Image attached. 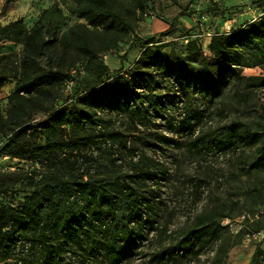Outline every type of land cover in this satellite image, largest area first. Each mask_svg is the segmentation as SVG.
<instances>
[{"label":"trees","instance_id":"trees-1","mask_svg":"<svg viewBox=\"0 0 264 264\" xmlns=\"http://www.w3.org/2000/svg\"><path fill=\"white\" fill-rule=\"evenodd\" d=\"M152 1L78 0L77 15L86 23L72 26L62 37L54 28L29 30L22 20L2 28V40L22 45L24 56L10 97L14 102L10 113L13 123L1 152L31 161L39 169L29 179L30 192L18 208L0 202V263L73 264L77 260L78 264H123L130 260L140 247L151 243L152 233L163 237L155 224L167 206L164 209L158 192L170 169L148 153L150 134L105 130L101 113L118 116L127 112L132 119L136 115L139 119L147 111L144 102L150 103L154 93L173 91L187 107L191 93L213 103L236 84V96L247 103L252 92L249 87L245 88L248 91L240 90L239 85L255 81L257 87H264V76L243 75L248 67L264 70V0L252 3L261 11L258 19L211 36L208 48L212 60L198 55L200 47L193 40L187 42L190 55L180 58L161 50L160 46L166 45L162 37L137 38L143 48L133 67L127 74L109 76L105 84L103 78L112 72L100 55L110 52L132 28L126 13L148 17L151 10L147 7ZM202 17L198 23L205 27ZM189 36L191 31L186 30L185 37ZM80 61L88 63L93 82L77 80L74 67ZM70 83L74 100L57 109L44 106L60 98L59 89ZM38 109L46 116L40 121L36 119ZM187 110L194 116L179 123L178 127L182 125L185 130H176L177 126L168 121V131L174 136L187 133L190 140L185 143L186 150L201 153L209 143L206 134L192 136L203 111ZM0 132L5 129L0 127ZM238 135L239 126L234 123L220 143L233 146ZM246 139L254 144L262 140L264 145L263 135L257 132ZM258 165L264 166V154ZM228 217L222 208L200 213L174 245L152 250L149 261L164 264L180 256L198 257L206 242H211L216 245L211 264H223L229 245L222 240V231L227 228L222 221ZM26 240L31 241L27 248L31 255L19 258V262L13 254L17 244ZM68 255L69 263L65 261ZM30 257L35 258L33 263L27 262ZM250 264H264L261 246Z\"/></svg>","mask_w":264,"mask_h":264},{"label":"rangeland","instance_id":"rangeland-1","mask_svg":"<svg viewBox=\"0 0 264 264\" xmlns=\"http://www.w3.org/2000/svg\"><path fill=\"white\" fill-rule=\"evenodd\" d=\"M254 1L153 0L147 7L151 10L148 17H141L139 12L126 13L132 28L110 52L100 55V60L112 72L103 78L105 84L109 76L114 78L120 73L127 74L133 67L143 48L142 43L135 41L137 38L152 40L162 37L166 45L160 46L161 50L187 58L190 51L185 34L186 30H190L193 38L202 36L199 40L203 44L198 45V55L212 60L213 54L208 48L211 36L216 32L229 33L258 19L261 11L252 6ZM78 6V0H0V127L5 129L4 133L0 132V202L14 209L23 203L30 192L29 179L35 176L39 168L31 161L8 157L1 152L13 123L10 113L13 112L14 102L10 101V97L18 81L24 56L22 45L2 40V28L22 20L23 26L29 30L54 28L62 37L72 26L86 23L77 15ZM201 16L206 17L203 21L207 25L198 29L196 26ZM46 62L43 59L42 64ZM189 63L195 65L192 60ZM87 65L86 61H80L74 67L77 72L73 73L79 83L95 80ZM243 75L247 78L263 77L264 70L261 67H248ZM258 84L246 81L239 85L240 90L248 91L245 88L249 87L252 92L247 103L236 96V84L230 85L227 92L213 103L207 100L205 103L198 93H191L187 107L184 101L174 97L178 94L173 91L154 93V97L149 99L150 103L144 102L147 111L139 119L136 115L133 120L127 112H121L118 116L108 111L101 113L105 130H141L150 134L152 139L146 145L148 153L170 169L168 180L160 183L158 192L164 209L167 206L161 212L159 223L155 224L163 231V237L156 238V234L152 233L151 243L140 247L138 253L123 264H155L149 261L152 250L157 246L174 245L197 215L216 209L219 212L221 208L222 214L229 216L222 221V225L227 226L222 231V240L229 245L223 264H250L257 247L261 246L264 250V166L258 165V159L264 154V145L262 140L254 144L246 139L257 132L263 135L264 140V87H257ZM72 87L64 84L59 89L61 97L47 101L44 106L57 109L69 104L75 98L70 97ZM140 108L143 109V104ZM189 108L203 111L201 123L192 136L194 139L198 132L206 134L209 143L201 153L192 154L186 150L185 143L190 140V135L181 131L174 136L168 131V121L177 126L176 130H185L178 125L190 121L194 116L188 113ZM37 111V121L43 120L46 116L39 109ZM234 123L239 126L237 142L233 146L221 144L219 139L225 138ZM173 140L177 143H173ZM39 143H43V140H39ZM198 185L206 186L197 188ZM30 242L26 240L17 244L14 259L25 258L29 254L27 248ZM215 246L206 242L198 257L180 256L164 264H211ZM34 259L27 262L33 263ZM65 261L69 263L70 255L65 257ZM0 264H15V260ZM73 264H78L77 260Z\"/></svg>","mask_w":264,"mask_h":264},{"label":"built area","instance_id":"built-area-1","mask_svg":"<svg viewBox=\"0 0 264 264\" xmlns=\"http://www.w3.org/2000/svg\"><path fill=\"white\" fill-rule=\"evenodd\" d=\"M202 19H203V20H206V17L203 16ZM203 22H204V21H203ZM205 22H206V21H205ZM202 24H203V23H201V24L198 23V25H197L198 27H197V28H198V29H199V28L201 29V27L203 28L204 26H203ZM208 35H210V34H208ZM201 37H202V36H195V38H193V36H192V34H191V36L186 37L185 40H186V42H188L189 40H193V41H196V43H197L198 45H201V42H202V41L199 40V38H201ZM205 37H206V36H205ZM202 44H203V42H202ZM71 85H72V83H70L69 86L71 87Z\"/></svg>","mask_w":264,"mask_h":264}]
</instances>
